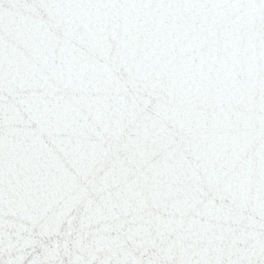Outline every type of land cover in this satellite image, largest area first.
Masks as SVG:
<instances>
[{
	"label": "water",
	"instance_id": "obj_1",
	"mask_svg": "<svg viewBox=\"0 0 264 264\" xmlns=\"http://www.w3.org/2000/svg\"><path fill=\"white\" fill-rule=\"evenodd\" d=\"M0 264H264V0H0Z\"/></svg>",
	"mask_w": 264,
	"mask_h": 264
}]
</instances>
